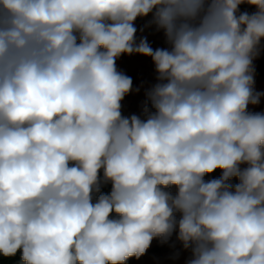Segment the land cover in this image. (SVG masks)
I'll list each match as a JSON object with an SVG mask.
<instances>
[{"label": "clouds", "instance_id": "clouds-1", "mask_svg": "<svg viewBox=\"0 0 264 264\" xmlns=\"http://www.w3.org/2000/svg\"><path fill=\"white\" fill-rule=\"evenodd\" d=\"M134 54L157 83L125 116ZM262 54L264 0H0V256L127 264L175 235L185 264H264Z\"/></svg>", "mask_w": 264, "mask_h": 264}, {"label": "crops", "instance_id": "crops-1", "mask_svg": "<svg viewBox=\"0 0 264 264\" xmlns=\"http://www.w3.org/2000/svg\"><path fill=\"white\" fill-rule=\"evenodd\" d=\"M148 42L153 48L158 47L157 40H149ZM136 55L137 54L130 56L122 55L117 61L118 70L132 78L134 89L137 87L140 88V91L138 93L134 91L133 93L129 94L133 96L132 100L128 98L129 95L125 97L124 101H122V104H124L125 106L124 108H130V106L135 105L137 106L140 101L143 102L145 99H139L138 94L143 91L145 92L155 83H157L156 76L151 78L149 82L144 83L145 79H143V75L145 74V72L142 67L134 62ZM253 108L254 106H249L250 111H252ZM219 175L220 172L219 170H217V172L213 173L209 177H206V179L217 178L219 177ZM172 191L175 192V188H173ZM173 244L175 245L174 247L172 246ZM155 248L157 249L155 250ZM177 253H179L178 258L176 257ZM189 255V252L182 249V245L178 241H176L175 235H173L172 240L166 244H162L159 239H154L147 253L139 260L134 257L131 258L129 264H185Z\"/></svg>", "mask_w": 264, "mask_h": 264}, {"label": "rangeland", "instance_id": "rangeland-1", "mask_svg": "<svg viewBox=\"0 0 264 264\" xmlns=\"http://www.w3.org/2000/svg\"><path fill=\"white\" fill-rule=\"evenodd\" d=\"M241 11H253V9L249 8L247 5L241 6ZM151 17L147 18H138L135 21V26L137 27V39L141 37H147L149 40H157L158 47H167V44L165 42V37L162 31H157L154 26H148L149 21ZM142 30V31H141ZM137 65L142 67L144 69L145 74L143 75V79H145V82H149V80L156 76L155 69L153 62L150 57H145L142 55H136L135 61ZM255 89L260 92H264V75L260 73V69L264 68V54L261 55L259 59H257L255 62ZM128 98L131 100L133 99L132 95H129ZM138 98H144L145 99V92H141L138 94ZM141 105L142 102L140 101L138 105L136 106H130V108H124V104H122V112L123 115L128 116L131 114H139L141 111ZM253 112H264V97L261 98V102L259 105L254 106Z\"/></svg>", "mask_w": 264, "mask_h": 264}, {"label": "trees", "instance_id": "trees-1", "mask_svg": "<svg viewBox=\"0 0 264 264\" xmlns=\"http://www.w3.org/2000/svg\"><path fill=\"white\" fill-rule=\"evenodd\" d=\"M260 73L262 75H264V68H261L260 69ZM233 183H236L237 181L236 180H233L232 181ZM110 190V185L106 186L105 188H103V191L104 192H108ZM157 248H155L156 250ZM131 261V259H129L127 261V264H129ZM0 264H21V260H20V254L17 253V255L15 257H2L0 256Z\"/></svg>", "mask_w": 264, "mask_h": 264}]
</instances>
